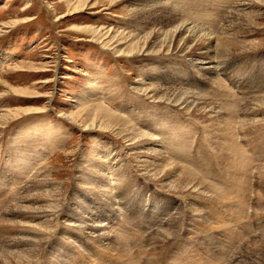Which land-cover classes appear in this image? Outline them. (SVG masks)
I'll return each mask as SVG.
<instances>
[{"label":"rangeland","instance_id":"374dc122","mask_svg":"<svg viewBox=\"0 0 264 264\" xmlns=\"http://www.w3.org/2000/svg\"><path fill=\"white\" fill-rule=\"evenodd\" d=\"M87 2L0 0V115L8 118L0 124V251L16 257L0 264H18L24 254L33 259L25 264H264V0H89L93 8L62 18ZM159 3L221 32L212 51L224 38L233 41L209 78L194 62L199 48L183 54L180 38L155 44L164 22ZM148 33L161 55L115 53ZM130 35L140 38L124 39ZM137 82L232 108V126L154 103ZM91 98L155 137L160 148L149 143L144 159L159 149L215 193L170 192L143 177L137 149L112 132L82 127L83 102ZM15 178L23 184L14 186ZM85 222L104 226L110 239L97 238Z\"/></svg>","mask_w":264,"mask_h":264},{"label":"bare ground","instance_id":"6f19581e","mask_svg":"<svg viewBox=\"0 0 264 264\" xmlns=\"http://www.w3.org/2000/svg\"><path fill=\"white\" fill-rule=\"evenodd\" d=\"M88 1L87 3L82 4L80 6H75V8L71 7L69 10V14H66L64 16H62V18H65L68 15H74L80 12H83L86 5L89 3V0H85ZM114 1H119V0H114ZM153 2V1H152ZM239 2V1H238ZM250 4V2H249ZM95 5V4H94ZM151 5V4H150ZM240 5V4H239ZM91 6V3L88 4V6L86 7V9H88V7ZM92 7V6H91ZM93 8V7H92ZM157 12L156 14L159 15L158 17H162L164 19V22L162 24H158V25H163L161 28L159 36H158V42L155 41V44L158 45V43H164L166 44V42H172L174 40H176L177 38H180L181 40H179L178 44H180L181 46L183 45V54H194L195 52L193 50H196V48H199L198 50L200 52H198V54H196V56L194 57V62H196L197 64H199L204 71L206 72L208 78L214 73L213 71L215 70L214 67V63L216 60H223L220 58V56H223L221 54L226 53L227 55L232 54V51L229 52L231 50H227V52H224L222 49L225 50L226 47L228 46H232L234 43H232L233 41L229 38H224V42L223 40H221L219 42L218 45V50L217 51H212V46H210L211 43H213L217 36H219L221 34V32H211L208 29L199 26L196 22L192 21L191 19H189L188 17H186L187 15H184L182 12L178 11V9L175 6H171L168 3H159L157 6ZM240 8V7H239ZM81 9V10H80ZM238 9V8H237ZM238 11V10H237ZM243 11V10H242ZM239 12V11H238ZM245 12V11H243ZM141 14H148L149 17H153L155 15V13L149 12V11H142L140 10L138 12L137 15L140 16ZM235 14H237L236 12H234ZM234 17V16H233ZM233 20V19H232ZM232 20L230 22H232ZM145 21V20H143ZM147 21V20H146ZM229 22V21H228ZM230 24V23H229ZM150 25H157L156 22H153V24ZM170 28V29H167ZM143 28V27H142ZM92 30V29H91ZM140 30V29H139ZM93 31V30H92ZM108 32H106L104 35H109L110 33H112L114 31V29H109L107 30ZM139 32V31H138ZM101 34V33H100ZM122 34V33H121ZM224 34V33H223ZM102 34V36H104ZM153 33L152 34H147L146 36H143V43H141V40H138L137 42H134L132 44H129V46H126V50H122L120 47L118 48V45L116 46L115 49V53L118 54L119 56H128V57H133V56H142L144 54H150V55H161V53L163 52L162 50H157L154 46L151 45V40L153 38ZM131 38H127L126 36L124 37V39H129V40H134L136 38H140V36H132L130 35ZM216 37V38H215ZM223 39V38H222ZM160 40V41H159ZM96 42H99L100 44H104L102 41L96 40ZM150 49H148L147 51L145 50V46L147 44H149ZM120 45V44H119ZM179 45V46H180ZM106 46V44L104 45ZM169 46V45H168ZM201 46L203 47V51L200 49ZM226 46V47H223ZM164 47V46H163ZM109 48V47H108ZM125 48V47H124ZM222 48V49H221ZM235 48V47H234ZM181 49V48H180ZM113 50V49H111ZM205 50V51H204ZM172 51H166V54H170ZM117 55V56H118ZM187 58V57H186ZM226 58V56H225ZM229 58V57H228ZM227 58V59H228ZM205 65H207L205 67ZM142 81V80H141ZM46 84L52 83V79L51 81H46ZM215 83V82H214ZM218 84V83H217ZM148 85V84H147ZM144 84H140V83H136V90L137 92H139L141 95L145 96L146 98H148L150 101L157 103V104H166V105H170L173 106L174 108H179L181 110H183L186 115L189 114L191 115V113H194L196 115H199L202 118H217V119H221L222 121L220 122V125L223 126H227L229 125L232 126L231 124L233 123L234 120V113L232 108H227V107H223L220 105L215 104L212 101H209L207 99L201 98L193 93H180V92H172V91H168L167 89L164 90H160L158 88H153L150 86H147ZM221 86V85H220ZM135 90V91H136ZM15 92H20L25 93L24 91L18 90ZM229 93V92H228ZM86 95V94H85ZM84 95V96H85ZM86 97V96H85ZM99 97L97 96H94ZM101 97V96H100ZM245 98V97H244ZM49 99V98H48ZM261 99V98H260ZM93 99L91 98V100H86V102H83V106L82 108L84 110H82V112L84 113V117H82L85 122L82 125V127L84 128L85 131L88 130H94V129H99L100 130H104V131H109L112 132L114 134H116V136L118 138H121V140H123L125 143H127L126 145L130 148H134L137 149L136 151H138L135 155V160L138 166V170L140 171V173H142L143 177L148 178L149 180L155 181L157 182L161 187L163 188H169L168 191H179V190H184V191H188V190H193L194 192L196 191H202L203 194H208L210 193V191H212L213 193H215V190L207 183H203L202 181H197V178L190 172V171H186V170H182L180 168V166L176 165L175 163L169 161L170 159H168L161 150H152V156H153V160H146L143 158L142 153H144L145 151H150L146 148V146L149 143H156V140L146 134H144L142 131H140L139 129H137L136 127H134L133 125H131L125 118H123L121 115L113 112L110 108H108L106 105L102 104V103H97L92 101ZM261 102V101H260ZM255 104V102H254ZM250 105V104H249ZM85 106V107H84ZM257 106V105H256ZM264 106V101H262L260 104H258V108H261ZM257 108V107H256ZM46 110V109H45ZM49 110V109H48ZM246 111V110H245ZM244 111V112H245ZM17 112V117L21 115L20 111H16ZM240 112V111H239ZM259 112V111H258ZM16 114V113H15ZM79 114V112L77 113ZM63 115V114H62ZM250 115V114H249ZM3 118V116L0 115V124L5 125L8 123V118L4 120V122L1 120ZM14 118V117H13ZM68 119L71 120L72 117H67ZM252 118V117H251ZM18 119V118H17ZM245 119V118H244ZM263 119V118H262ZM129 120V119H128ZM240 120V119H239ZM246 120V119H245ZM245 120L244 124H242V126L245 127ZM250 120V119H249ZM73 121V118H72ZM131 121V120H130ZM254 121H257L254 119ZM238 119L236 120V123L234 124L233 130L236 128V125H238ZM242 122V121H241ZM82 123V122H81ZM90 123V124H89ZM238 123V124H237ZM254 123V122H253ZM219 125V122L217 123ZM249 124V122H248ZM211 125V124H210ZM213 125V124H212ZM250 125V124H249ZM257 125V124H256ZM256 125H250L251 126H256ZM263 125V124H262ZM216 126V125H215ZM3 127V126H2ZM217 127V126H216ZM253 128V127H252ZM147 129V127H146ZM232 129V128H231ZM237 130V129H236ZM225 131V129H224ZM229 131V130H228ZM217 132V131H216ZM228 133V132H227ZM230 134V133H229ZM94 136V135H93ZM226 136V135H225ZM218 137V136H217ZM222 137V136H221ZM116 138V139H118ZM215 142V141H214ZM233 143V142H232ZM180 144V143H179ZM224 145H228V144H224ZM235 145V144H234ZM233 145V146H234ZM158 146V144H157ZM129 148V149H130ZM157 148V147H156ZM158 148H160L158 146ZM240 148V147H239ZM227 149V148H226ZM242 149V148H241ZM145 150V151H144ZM171 150V149H170ZM237 150V149H236ZM242 151V150H241ZM32 152V151H31ZM125 153V152H124ZM168 153V152H167ZM226 155H228V152H224ZM127 154V153H126ZM39 155V154H38ZM43 155V154H42ZM243 155V153H242ZM47 156V155H46ZM133 156V155H132ZM130 157V156H128ZM125 158V157H124ZM170 158V157H169ZM181 158V157H180ZM46 159V158H45ZM42 160V159H41ZM44 160V159H43ZM97 160V159H96ZM126 160V159H125ZM132 160V159H131ZM180 160V159H179ZM169 161V162H168ZM45 162V160H44ZM105 162V161H104ZM101 160V163H104ZM125 162V161H124ZM168 162V164H167ZM37 163V162H36ZM133 163V162H132ZM42 164V163H41ZM45 164V163H44ZM99 164V163H98ZM129 164V163H128ZM131 165V164H130ZM39 167V165H37ZM102 169H101V173L99 174V177L104 178L107 176V166L105 167L104 165H101ZM109 167V166H108ZM113 167V166H112ZM45 168L48 169V167L45 166ZM97 168V167H96ZM11 169V168H10ZM46 169V170H47ZM181 170L180 174H177V170ZM184 169V168H183ZM98 170V169H97ZM33 171V170H32ZM103 171V173H102ZM40 173V172H39ZM42 174V173H41ZM32 175V174H31ZM263 175V174H262ZM261 175V176H262ZM42 176V175H41ZM29 177V176H28ZM17 180L16 183L15 181L13 183L14 186H17L22 183L21 179L15 178ZM92 180V179H91ZM27 181V180H26ZM32 181V178H31ZM35 182V181H34ZM33 182V183H34ZM83 182V181H82ZM110 182V180H109ZM121 183V182H120ZM23 184V183H22ZM21 184V185H22ZM122 184V183H121ZM198 184V185H197ZM35 185V184H34ZM208 185V186H207ZM30 186V185H29ZM91 186V185H90ZM104 186V185H103ZM32 187V186H31ZM106 188V187H103ZM210 191H209V190ZM99 190V189H98ZM167 190V189H165ZM108 191V190H106ZM192 191V192H193ZM100 192V191H99ZM109 192V191H108ZM175 192V191H174ZM193 192V193H194ZM39 193V191L37 192ZM27 194V193H26ZM49 194V193H47ZM175 194V193H173ZM29 195V194H28ZM26 195V196H28ZM176 195V194H175ZM196 195V194H195ZM212 195V194H211ZM25 196V198H26ZM31 198V194L29 195ZM28 196V197H29ZM38 196V195H37ZM40 196V195H39ZM38 196V197H39ZM53 196V195H52ZM187 196V195H186ZM185 196V197H186ZM197 196V195H196ZM195 196V197H196ZM207 196V195H206ZM49 197V196H48ZM51 197V196H50ZM192 197V196H190ZM205 197V196H204ZM17 198V197H16ZM34 199V197L32 198ZM54 199V198H53ZM61 199V198H60ZM23 200V199H22ZM62 200V199H61ZM59 201V200H58ZM187 201V200H186ZM34 202V201H33ZM52 203V202H51ZM56 203V202H55ZM59 203V202H57ZM22 206V204H21ZM24 206V205H23ZM34 206V205H33ZM43 206V205H42ZM18 208L19 205H18ZM16 209V208H15ZM24 209V208H23ZM28 209H32L31 207ZM47 209V208H46ZM45 209V210H46ZM50 210L47 211V213H49L50 211H52L54 209V207L50 206L49 207ZM14 210V209H13ZM34 210V209H33ZM32 210V211H33ZM59 210V209H58ZM16 211V210H15ZM26 211V210H24ZM28 211V210H27ZM39 211V210H38ZM41 211V210H40ZM14 212V211H13ZM31 212V211H30ZM37 212V211H36ZM44 212V210H43ZM20 213V210H19ZM57 213V212H56ZM22 214V213H21ZM46 214V213H45ZM53 214V213H52ZM58 214V213H57ZM40 215V214H39ZM44 215V213H43ZM32 216V215H31ZM45 216V215H44ZM87 216V215H86ZM22 217V216H21ZM47 218V217H46ZM44 218V219H46ZM19 219V218H18ZM21 219V218H20ZM52 219V218H51ZM54 219V217H53ZM56 219V218H55ZM83 219V218H82ZM64 220V219H63ZM10 221V220H9ZM85 221V220H84ZM94 221V220H93ZM19 222V221H18ZM46 222V221H45ZM63 222V221H62ZM88 222V221H87ZM92 222V221H91ZM21 223V222H20ZM23 224V223H22ZM48 224H50L48 222ZM79 224V223H78ZM85 226H83L84 228H86L87 230H91L93 232V234H97V238L99 237V239L102 240H107L109 238V236L111 234L107 233V232H100V229H102L101 224H99L98 222H94V224L91 225L88 223H84ZM29 225V224H27ZM40 225V224H39ZM71 225V224H70ZM80 225V224H79ZM77 225V223H72V226H79ZM15 226V225H14ZM23 226V225H22ZM16 227V226H15ZM27 227V226H26ZM38 229L39 230H45L46 232L50 231L52 228H50V226H46L44 227V225L42 226H36L35 224H32V228ZM54 227V226H53ZM81 229V226H79ZM12 228V227H11ZM78 228V227H77ZM16 229V228H15ZM20 229V228H19ZM117 229V228H116ZM17 230V229H16ZM38 230V231H39ZM105 230V229H104ZM112 230V229H111ZM52 231V230H51ZM26 232V231H24ZM50 233V232H49ZM233 234V232H230ZM245 234V233H244ZM47 235V234H46ZM43 236V235H42ZM41 236V237H42ZM243 236V235H242ZM39 236H35L33 238H30L29 236V240H32L33 242L37 243L40 245L41 243V239L38 238ZM47 237V236H46ZM111 237V236H110ZM244 237V236H243ZM94 238V237H93ZM119 238V237H118ZM24 239V238H23ZM110 239V238H109ZM114 240V239H113ZM240 240V239H239ZM45 241V240H44ZM99 241V240H98ZM101 241V240H100ZM107 243V242H106ZM117 243V242H115ZM114 243V244H115ZM17 245V244H16ZM22 245V244H21ZM20 245V246H21ZM28 245V244H27ZM118 246V245H117ZM1 247V246H0ZM24 247V246H23ZM1 249V248H0ZM5 250V249H4ZM18 250V249H17ZM52 250V249H51ZM119 250V249H118ZM8 251V250H7ZM11 252H13L11 250ZM16 252V250H15ZM33 252V251H32ZM53 252V251H52ZM27 253V252H26ZM49 253V252H48ZM229 253V252H228ZM18 254V253H17ZM53 254V253H52ZM13 255V254H12ZM16 255V254H15ZM25 255V254H24ZM23 257L19 256V260L17 259V263L18 264H25V263H31L33 261L32 255H25ZM10 258H14L13 256L10 255V252H6V251H0V259L2 260H9ZM16 258V257H15ZM14 258V259H15ZM118 261V260H117ZM5 264H11V262H6ZM52 264V263H51ZM57 264V263H56ZM125 264V263H124Z\"/></svg>","mask_w":264,"mask_h":264}]
</instances>
